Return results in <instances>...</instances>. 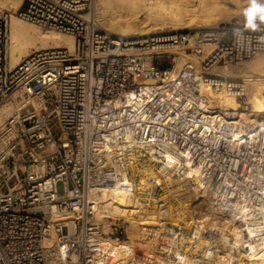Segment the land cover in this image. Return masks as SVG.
Masks as SVG:
<instances>
[{
  "label": "built area",
  "instance_id": "2783aa9c",
  "mask_svg": "<svg viewBox=\"0 0 264 264\" xmlns=\"http://www.w3.org/2000/svg\"><path fill=\"white\" fill-rule=\"evenodd\" d=\"M13 15L72 35L74 49L35 50L12 67ZM187 35L175 33L160 49L147 36L114 37L102 27L95 0L0 7V104L18 99L0 126V264H147L145 251L127 248L117 256L116 246L137 232L160 242L192 235L174 221L179 194L193 196L192 182L181 178L172 192L171 181L145 167L167 154L193 163L233 160L228 140L214 141L204 128L203 121L223 114L208 106L203 87L245 93V78L215 72L264 53V6ZM187 47L201 57L199 69H177L171 60L169 52ZM92 190L128 191L136 214L112 215ZM153 213L164 224L161 232L136 221Z\"/></svg>",
  "mask_w": 264,
  "mask_h": 264
},
{
  "label": "bare ground",
  "instance_id": "6f19581e",
  "mask_svg": "<svg viewBox=\"0 0 264 264\" xmlns=\"http://www.w3.org/2000/svg\"><path fill=\"white\" fill-rule=\"evenodd\" d=\"M22 2L0 0V7L16 11ZM260 6H264V0H95L96 15L104 30L117 38L150 37L158 49L165 48L175 33L188 36V28L218 24L239 16L244 18ZM195 44L193 37L191 45ZM48 45L66 46L72 51L75 39L60 31H42L12 16V67L32 50ZM209 51L210 47L205 46L203 58ZM197 53L194 50L176 52L179 55L176 68L199 69L202 59ZM215 76L246 79L242 95L209 86H204L202 92L208 106L223 114L212 116L210 122L203 121L204 128L211 131L214 141L228 140V151L235 155L233 160L193 163L187 156L167 154L156 167L146 165L148 174L163 175L166 181H171L172 192L179 191L178 186L186 179L194 185L193 196L182 197L178 193L176 210L179 212L177 219L173 217L174 221L189 226L192 235L178 240L165 238L160 242L137 232L116 246L117 256L132 248L145 251L149 256L147 264H264V53L235 67L225 65ZM17 107L15 110L10 99L0 104V126L15 114ZM223 124L228 128L224 130ZM243 138L245 144L241 141ZM241 152V158L236 156ZM220 172L222 177L218 180ZM91 195L107 202L106 209L116 217H131L137 212L136 199L128 191L97 194L92 190ZM135 218L141 225L152 224L160 232L164 229L154 213L148 218L138 215Z\"/></svg>",
  "mask_w": 264,
  "mask_h": 264
},
{
  "label": "rangeland",
  "instance_id": "374dc122",
  "mask_svg": "<svg viewBox=\"0 0 264 264\" xmlns=\"http://www.w3.org/2000/svg\"><path fill=\"white\" fill-rule=\"evenodd\" d=\"M238 18H242L241 16H239ZM223 22V21H222ZM38 27V26H37ZM169 27H165V29L167 30ZM197 27H195V26H193V27H191V28H188V30L189 29H196ZM39 29H41V28H39ZM164 29V30H165ZM42 31H51V30H44V29H41ZM56 32V31H55ZM50 47H54L53 45H48V46H45V47H40L39 49H44V48H50ZM33 51H35V50H32L30 53H32ZM186 51H190V50H186ZM183 52V51H182ZM170 54H171V60H172V58H175L176 59V62H177V60H178V58H179V55L178 54H176V52L175 51H173V52H169ZM173 53V54H172ZM10 57H11V52H10ZM25 57V56H24ZM23 57V58H24ZM22 58V59H23ZM246 61V60H245ZM241 63V62H240ZM233 66L235 67V66H238V64H233ZM13 103H14V107H15V110H16V105H17V101L16 100H14V99H10Z\"/></svg>",
  "mask_w": 264,
  "mask_h": 264
}]
</instances>
